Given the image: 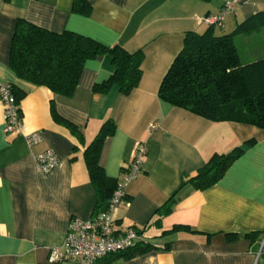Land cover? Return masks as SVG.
<instances>
[{"label": "crops", "instance_id": "0c3cea01", "mask_svg": "<svg viewBox=\"0 0 264 264\" xmlns=\"http://www.w3.org/2000/svg\"><path fill=\"white\" fill-rule=\"evenodd\" d=\"M86 1L90 12L82 15L72 11L73 0H0V83L24 92L20 131H4L0 101V264H76L50 262L48 254L63 247L72 218L86 220L94 211L97 193L83 150L107 120L115 131L104 139L98 161L116 184L123 182L136 144L147 148L140 173L124 188L127 203L111 211L113 236L133 228L142 231L146 242L169 243L166 249L114 258L110 264H264V128L210 120L157 94L185 34L203 33L209 26L202 17L217 14L224 0ZM228 1L231 10L220 26L212 27L216 36L231 33L264 10V0ZM18 18L53 32L73 31L106 46L141 50L138 85L126 95L115 85L105 93L92 90L113 72L108 54L85 61L70 97L16 77L8 66V53ZM253 33H235L234 42ZM250 57L249 62L264 57V47ZM51 105L76 126L82 141L54 121ZM30 131L42 137L31 146L25 136ZM248 141L216 183L198 190L188 182L212 154ZM47 149L58 163L41 174L34 156ZM172 197L170 211L155 213ZM174 225L199 233L161 234Z\"/></svg>", "mask_w": 264, "mask_h": 264}, {"label": "trees", "instance_id": "16d2710c", "mask_svg": "<svg viewBox=\"0 0 264 264\" xmlns=\"http://www.w3.org/2000/svg\"><path fill=\"white\" fill-rule=\"evenodd\" d=\"M72 11L87 15L90 4L86 0H73ZM261 27H264V10L242 21L228 34L216 36L211 26L200 34L188 31L181 50L160 81L158 97L210 120L237 121L264 128V57L241 63L233 38L235 33L251 34ZM103 54L110 56L113 72L107 79L93 84L92 90L105 93L115 85L121 94H128L138 85L141 77V50L130 52L120 45L106 46L69 30L53 32L22 18L16 19L14 24L8 66L16 77L44 86L60 96L70 97L85 61ZM8 85L19 104L24 92L11 83ZM50 112L56 123L82 141L76 126L59 116L53 105ZM114 131L112 121L103 122L83 150L89 179L97 193L92 214L107 208L108 199L117 185L115 179L104 173L98 161L104 139ZM250 143L248 141L225 153L212 154L188 182L198 190L213 185ZM173 202V197L168 199L155 213H167ZM181 230L189 234L199 233L187 225H174L170 230L161 231V234ZM168 245H155L142 239L123 252L102 257L96 264H110L118 257L129 259L151 249H166Z\"/></svg>", "mask_w": 264, "mask_h": 264}, {"label": "built area", "instance_id": "2783aa9c", "mask_svg": "<svg viewBox=\"0 0 264 264\" xmlns=\"http://www.w3.org/2000/svg\"><path fill=\"white\" fill-rule=\"evenodd\" d=\"M220 11L215 15H206L201 21L211 27L220 26L224 15L231 10L230 1L224 0ZM0 101L3 105L4 131H20L23 127L19 104L15 101L8 83H0ZM155 124H151V128ZM28 145H34L41 141L38 131H30L26 135ZM147 148L142 143H137L131 160L125 165L124 180L116 185L111 197L108 199L107 208L96 212L89 219L81 220L72 218L69 221L63 247L52 248L48 254V261H72L76 264H96L102 257L123 252L133 247L142 240V231L129 228L120 237L113 236L112 209L124 200L125 186L141 171V165ZM36 169L41 174H47L58 163L56 154L50 150H44L34 156Z\"/></svg>", "mask_w": 264, "mask_h": 264}, {"label": "rangeland", "instance_id": "374dc122", "mask_svg": "<svg viewBox=\"0 0 264 264\" xmlns=\"http://www.w3.org/2000/svg\"><path fill=\"white\" fill-rule=\"evenodd\" d=\"M258 33H253L249 38L243 37L235 41L238 51L240 53V61L242 63L249 62L252 53L258 52L264 47V27L259 28ZM260 31V32H259ZM253 50V52L251 51Z\"/></svg>", "mask_w": 264, "mask_h": 264}]
</instances>
